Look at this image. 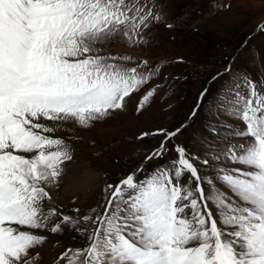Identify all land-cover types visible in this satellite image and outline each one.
I'll return each instance as SVG.
<instances>
[{
  "label": "snow or ice",
  "instance_id": "snow-or-ice-1",
  "mask_svg": "<svg viewBox=\"0 0 264 264\" xmlns=\"http://www.w3.org/2000/svg\"><path fill=\"white\" fill-rule=\"evenodd\" d=\"M155 7L156 0H0V264H44L45 230L70 233L47 264H264V83L247 77L248 94L237 93L230 109L242 126L202 125L211 153L179 142L187 124L147 130L137 139L159 135L158 146L126 174L109 176L93 205L66 211L56 199L65 180L87 188L77 181L91 163L48 134L66 124L87 128L136 99L159 65L110 45L118 37L146 43L163 19ZM155 87L139 96L137 113Z\"/></svg>",
  "mask_w": 264,
  "mask_h": 264
},
{
  "label": "rangeland",
  "instance_id": "rangeland-1",
  "mask_svg": "<svg viewBox=\"0 0 264 264\" xmlns=\"http://www.w3.org/2000/svg\"><path fill=\"white\" fill-rule=\"evenodd\" d=\"M156 3L153 10L163 19L146 31L147 42L129 45L118 37L110 50L118 55L147 59L150 67L159 65L157 74L142 86L136 99L126 102L125 110L117 111L111 118L87 128L66 124L48 134L71 144L75 158L90 161V170H85L77 182L85 181L88 172L95 177L88 195L70 194L80 189L69 186L67 180L59 185L56 199L66 211L93 205L97 194L110 182L109 176L114 180L126 174L143 161L151 148L158 146L162 139L159 135L137 139L144 131L173 130L187 124L178 137L179 142L188 145L193 153H211L212 149L206 147L208 138L202 125L208 120H220L242 126L230 111L236 94H248L245 77L258 86L264 83V0H156ZM169 22L171 28L166 26ZM228 63L230 67L226 68ZM206 81L211 83L207 86ZM157 85L155 95L137 113L135 105L139 96ZM204 86L208 90L205 103L196 117L189 120L188 115ZM160 163L155 161L146 167L151 169ZM42 234L48 236L42 249V259L47 264L63 247L56 242L66 241L70 233L45 230Z\"/></svg>",
  "mask_w": 264,
  "mask_h": 264
},
{
  "label": "clouds",
  "instance_id": "clouds-1",
  "mask_svg": "<svg viewBox=\"0 0 264 264\" xmlns=\"http://www.w3.org/2000/svg\"><path fill=\"white\" fill-rule=\"evenodd\" d=\"M93 179H95L94 175L91 172H88L87 176L85 177V181L88 183L87 188L85 190L71 192L70 194L75 196L88 195L93 190L91 183Z\"/></svg>",
  "mask_w": 264,
  "mask_h": 264
},
{
  "label": "bare ground",
  "instance_id": "bare-ground-1",
  "mask_svg": "<svg viewBox=\"0 0 264 264\" xmlns=\"http://www.w3.org/2000/svg\"><path fill=\"white\" fill-rule=\"evenodd\" d=\"M48 249H49V248H48ZM48 249H47V250H48ZM47 253H48V252H47Z\"/></svg>",
  "mask_w": 264,
  "mask_h": 264
}]
</instances>
